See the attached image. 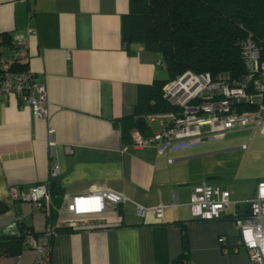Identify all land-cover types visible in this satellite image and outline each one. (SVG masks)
I'll use <instances>...</instances> for the list:
<instances>
[{"label":"crops","instance_id":"obj_1","mask_svg":"<svg viewBox=\"0 0 264 264\" xmlns=\"http://www.w3.org/2000/svg\"><path fill=\"white\" fill-rule=\"evenodd\" d=\"M128 10L129 0H0V31L26 40L23 62L45 89L44 116L13 95H0V237L17 233L20 224L43 232L69 219L58 214L47 222L41 207L10 195L12 187L47 183L55 161L64 208L72 196L100 190L126 200L94 216L92 228L55 234L49 264H251L234 220L264 180V132L234 129L167 156L125 144L115 120L133 112L138 84L167 76L159 52L139 41L122 43ZM162 121L147 118L150 134ZM228 159L230 178L220 166ZM203 181L230 191L231 204L216 219L192 215V190ZM174 190L177 206L170 205ZM160 205L162 218L152 211ZM33 259L24 244L21 254L0 255V264Z\"/></svg>","mask_w":264,"mask_h":264},{"label":"built area","instance_id":"obj_2","mask_svg":"<svg viewBox=\"0 0 264 264\" xmlns=\"http://www.w3.org/2000/svg\"><path fill=\"white\" fill-rule=\"evenodd\" d=\"M6 48L0 31V95H13L31 106L36 116L45 115V89L35 82L33 73L18 69V62L28 57L25 39H11ZM245 73L233 78L228 71L194 73L186 71L164 88V96L179 108L178 112L155 115L162 119L161 128L148 135H135V145L153 147L157 154L167 156L170 152L186 150L201 145L206 140L223 137L234 129L250 128L253 132H264V60L260 58L258 44L247 37L238 40ZM6 49L14 51L4 54ZM252 106L250 110L240 111L239 106ZM203 127H206L204 130ZM49 146L54 145L53 130L49 129ZM171 162L170 159L167 160ZM59 174L57 162L50 164V177ZM15 200L29 203L32 207L48 206L50 193L47 183H36L27 190L10 188ZM126 196L112 190L94 191L72 196L67 205L59 209L66 214L63 224L72 220L79 228H90L91 219L102 214L109 204H119ZM230 191L203 181L193 187L189 200L192 215L204 220L220 217L230 206ZM171 206L179 205L176 190L171 192ZM143 215L144 209L139 208ZM152 211L158 218L163 217V206H154ZM239 231L240 243L247 251L251 264H264V180L259 181L254 197L246 203L245 212L234 220ZM53 233L48 227L43 234H26L24 244L33 250L32 264H49L50 245L48 236ZM223 241L224 238L219 239ZM15 264H19L17 260Z\"/></svg>","mask_w":264,"mask_h":264},{"label":"trees","instance_id":"obj_3","mask_svg":"<svg viewBox=\"0 0 264 264\" xmlns=\"http://www.w3.org/2000/svg\"><path fill=\"white\" fill-rule=\"evenodd\" d=\"M2 34L6 48L10 47L11 38L5 32ZM247 37L258 44L260 58L264 60V0H129L128 13L122 18V43L128 47L139 41L146 49L159 52L167 76L138 84L133 112L115 120L122 141L134 144L133 131L150 135L148 117L179 111L178 106L164 96L163 88L184 72L214 75L228 71L233 78L243 76L245 68L238 40ZM17 68L27 70L28 63L20 61ZM251 107L240 105L239 110L247 111ZM47 187L50 202L48 206L42 204L41 208L47 222H54L62 207L63 189L55 177L48 179ZM48 227L53 229L47 238L49 245L59 232L83 229L72 223L49 224ZM43 232L20 224L17 233L0 237V255L21 254L25 235L40 236ZM183 246L185 250V241ZM186 256L183 251L178 258L182 260Z\"/></svg>","mask_w":264,"mask_h":264},{"label":"rangeland","instance_id":"obj_4","mask_svg":"<svg viewBox=\"0 0 264 264\" xmlns=\"http://www.w3.org/2000/svg\"><path fill=\"white\" fill-rule=\"evenodd\" d=\"M205 128L206 127H203L202 129L204 130ZM226 158H228V157H226ZM220 166H221L222 171H223L222 175H225L226 178H230L229 174H230V172L232 170V164H230L229 159L227 161H221L220 162ZM241 172H242V169L240 171V174H241Z\"/></svg>","mask_w":264,"mask_h":264}]
</instances>
